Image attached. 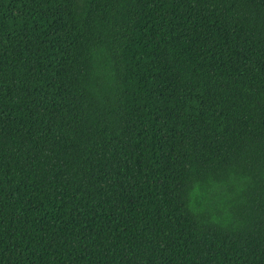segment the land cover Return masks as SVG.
<instances>
[{
	"label": "trees",
	"instance_id": "obj_1",
	"mask_svg": "<svg viewBox=\"0 0 264 264\" xmlns=\"http://www.w3.org/2000/svg\"><path fill=\"white\" fill-rule=\"evenodd\" d=\"M0 264H264V0H0Z\"/></svg>",
	"mask_w": 264,
	"mask_h": 264
}]
</instances>
